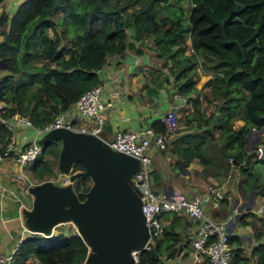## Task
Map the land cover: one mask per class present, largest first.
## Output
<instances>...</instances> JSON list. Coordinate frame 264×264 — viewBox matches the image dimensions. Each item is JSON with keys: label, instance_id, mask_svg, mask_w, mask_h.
I'll return each mask as SVG.
<instances>
[{"label": "trees", "instance_id": "16d2710c", "mask_svg": "<svg viewBox=\"0 0 264 264\" xmlns=\"http://www.w3.org/2000/svg\"><path fill=\"white\" fill-rule=\"evenodd\" d=\"M0 36V62L8 72L0 75L1 115L20 113L38 127L100 84L99 71L125 53L129 36L151 40L164 64L170 62L175 92L186 98L195 126L172 134L162 151L175 156L178 168L197 161L209 175L226 176L234 164L243 190L264 196V178L255 170L264 160L247 142L252 128L264 126V0H22L12 14L0 15ZM203 100L213 108L205 110ZM150 126L165 132L160 120ZM10 134L0 122V152ZM60 147L59 140L43 145L27 167L30 176L40 182L54 177ZM83 169L73 164L74 172ZM76 182L83 200L92 180L83 175ZM173 225L163 224L138 264H160L164 254H173L181 238ZM229 242L238 244V238L230 235ZM240 250L233 248L231 264H251ZM88 252L72 228L31 234L13 257L14 264L31 257L39 264H83ZM255 253L256 264H264V245Z\"/></svg>", "mask_w": 264, "mask_h": 264}, {"label": "crops", "instance_id": "0c3cea01", "mask_svg": "<svg viewBox=\"0 0 264 264\" xmlns=\"http://www.w3.org/2000/svg\"><path fill=\"white\" fill-rule=\"evenodd\" d=\"M21 1L0 0V15L4 12L12 14ZM128 42L125 53L109 58L108 63L99 71L103 99L111 100L113 103L104 112L106 126L101 131V137L108 141L117 131L150 126L155 120H160L162 114L173 108L176 110L179 132L194 130L190 108L183 100L175 97V83L168 72L170 62L168 61V65L166 62L164 64L165 60L158 57L157 50L149 39L136 41L129 36ZM7 73L6 65L0 62V75ZM206 92L207 89L200 94L201 100ZM202 105L205 110L211 106L205 100ZM66 114L77 126L87 122L77 117L74 106ZM188 120H192V124L186 125ZM15 134L20 139V145L26 142L27 138H36L33 131L24 127L18 128ZM168 138L170 141L173 135ZM152 152L151 181L162 184L163 191L179 188L187 195H191L204 192L209 185L221 188L223 198L220 205L215 207L211 199L205 204V213L215 220H226L231 216L230 235L238 238V244H234L233 248L240 247L242 255L248 257L251 264H256L255 249L264 245V196L254 189L247 192L243 190L244 187L239 184L241 180L239 168L232 164L226 176L209 175L197 161L186 168H178L175 165V156L168 151L156 147ZM257 164L264 178V165ZM18 173L19 169L10 159L0 161L2 253L14 254L20 241L32 234L27 228L24 211L32 207L33 197L28 191V181L18 179ZM26 173L30 175L28 169ZM163 214L161 218L163 224H174L173 227L181 238L172 248L173 254L171 256L164 254L160 264H195L192 259L190 238L196 230V223L182 213ZM26 264L39 262L35 257H31Z\"/></svg>", "mask_w": 264, "mask_h": 264}, {"label": "water", "instance_id": "95a60500", "mask_svg": "<svg viewBox=\"0 0 264 264\" xmlns=\"http://www.w3.org/2000/svg\"><path fill=\"white\" fill-rule=\"evenodd\" d=\"M57 140L60 173L72 172L75 162L84 169L73 172L67 185L46 180L29 186L33 201L24 211L27 228L48 236L57 225L71 223L89 247L83 264H135L132 252L150 238L141 196L132 184L139 159L112 149L100 135L66 127L48 131L39 142ZM257 143H262L259 158L264 160V126L255 132L252 146ZM83 175L91 178L92 185L81 200L76 179Z\"/></svg>", "mask_w": 264, "mask_h": 264}, {"label": "built area", "instance_id": "2783aa9c", "mask_svg": "<svg viewBox=\"0 0 264 264\" xmlns=\"http://www.w3.org/2000/svg\"><path fill=\"white\" fill-rule=\"evenodd\" d=\"M175 97L186 103V98L178 93L175 94ZM112 105L111 100L103 99L102 86L98 84L83 92L74 104L77 117L81 120H87L86 123L83 122L77 126L73 119L67 116L66 112H61L46 125L38 127L33 124L28 116L20 113L9 118L2 117L1 114L5 106L0 101V122L4 123L11 132L3 151L0 152V161L10 159L19 169L17 178L26 179L28 186L41 183L43 181L40 182L26 173L27 167L37 160L42 152L43 145L39 142L40 138L48 131L59 127L100 135L105 121L104 112ZM159 119L165 126L164 133L155 131L151 126H144L133 130L117 131L114 137L107 141L112 149L130 154L138 158L140 162V169L133 175L132 184L141 196L142 211L146 217L150 238L142 249L132 252L135 264L139 262L141 251L150 249L152 239L163 233V224L159 214L164 211L185 214L196 223V230L190 238L192 259L195 264H231L233 246L229 242L230 233L228 231L231 217L226 220H215L205 213V204L211 199L215 207L220 205L223 198L221 188L209 185L204 192L191 195H187L179 188L161 192L152 190L151 157L148 150L152 142L159 149H165L168 137L176 133L179 128L175 108L162 114ZM21 127L33 131L36 138H27V141L20 145V139H18L15 131ZM253 130L256 129L253 128ZM261 150L262 143H257L255 152L258 156L261 154ZM70 175L71 172L62 175L57 171L56 175L49 180L59 185H67L72 183ZM0 264H14L13 253L0 251Z\"/></svg>", "mask_w": 264, "mask_h": 264}, {"label": "rangeland", "instance_id": "374dc122", "mask_svg": "<svg viewBox=\"0 0 264 264\" xmlns=\"http://www.w3.org/2000/svg\"><path fill=\"white\" fill-rule=\"evenodd\" d=\"M206 75H203L202 76V78H201V81H204V80H206ZM213 107H212V105L210 106V107H208V109H206V110H210V109H212ZM74 110V109H73ZM179 124V123H178ZM106 125H102V130H103V128L105 127ZM100 134H102V132L100 133ZM254 135L252 136V135H250V137H249V139H248V145H252V143H253V140H254ZM153 148H156V146L154 145V143L152 142V144H151V146H150V148H149V150H148V154L150 155V157H151V159H152V155H153V152H152V149ZM158 148V147H157ZM151 164H152V162H150V166H151ZM255 170H257V171H260V168H259V164H255ZM56 171H58V172H60L58 169H57V167H56ZM72 171H73V167H72ZM74 172V171H73ZM73 172H71V174L73 173ZM62 175H63V173H62ZM36 179V178H35ZM152 182V181H151ZM240 184V183H239ZM241 185V184H240ZM151 187H152V190L153 191H156V192H161V191H163V185L161 184V185H159V184H155V183H153L152 182V185H151ZM164 212H168V211H164ZM171 213H174V212H171ZM166 214H169V213H166ZM73 228V225L71 224V223H61V224H59V225H57L56 227H55V229L54 230H61V231H67V230H71Z\"/></svg>", "mask_w": 264, "mask_h": 264}, {"label": "clouds", "instance_id": "9594fccd", "mask_svg": "<svg viewBox=\"0 0 264 264\" xmlns=\"http://www.w3.org/2000/svg\"><path fill=\"white\" fill-rule=\"evenodd\" d=\"M179 129V128H178ZM258 129H256V130H253V128L251 129V131H250V134L249 135H252V134H254L255 135V132L257 131ZM249 137V136H248ZM248 141V140H247ZM255 146V145H254ZM254 146H252V145H250L249 147L251 148V147H254ZM260 156V155H259ZM258 156V157H259ZM228 231H229V229H228ZM230 233V232H229Z\"/></svg>", "mask_w": 264, "mask_h": 264}]
</instances>
